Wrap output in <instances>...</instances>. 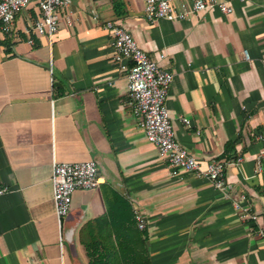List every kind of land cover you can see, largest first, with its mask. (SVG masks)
<instances>
[{
    "label": "crops",
    "instance_id": "crops-1",
    "mask_svg": "<svg viewBox=\"0 0 264 264\" xmlns=\"http://www.w3.org/2000/svg\"><path fill=\"white\" fill-rule=\"evenodd\" d=\"M226 1L230 14L151 22L145 0H69L52 46L42 35L28 42L36 2L16 15L0 37V264H89L80 229L107 213V186L144 216L153 264H264V0ZM107 20L151 57L166 53L161 65L175 74L166 104L200 174L173 175L147 140ZM228 141L242 161H225L223 192L202 172ZM54 160H95L103 178L73 194L62 223Z\"/></svg>",
    "mask_w": 264,
    "mask_h": 264
},
{
    "label": "built area",
    "instance_id": "built-area-1",
    "mask_svg": "<svg viewBox=\"0 0 264 264\" xmlns=\"http://www.w3.org/2000/svg\"><path fill=\"white\" fill-rule=\"evenodd\" d=\"M35 2L40 13L35 22L25 30L28 34V42L34 44L33 34L42 35L52 46L59 30L61 11H68L69 0H0V37L12 33L16 29V15ZM213 10L230 14L234 11V7L226 0H193V3H184L181 7H177L173 0H145V17L151 22L159 19L180 21L199 17ZM94 17L98 19L97 15ZM65 18L71 25L70 12ZM104 28L111 35L115 61L120 64L121 70L126 72L133 113L139 118L147 140L168 160L173 175L200 174L202 170L199 160L176 137L175 126L166 104L175 78L172 71L161 65L166 53L151 57L119 21L107 20ZM183 121L188 122L186 118H183ZM241 161L242 157H238L235 162ZM226 169L225 161L214 159L202 173L215 188L226 192L229 189ZM51 182L56 215L59 223H62L71 212L73 194L79 189L98 188L103 178L95 160L83 162L54 160ZM7 190V188L0 189V194ZM246 197L243 194L241 199L235 202L237 209H241V201H245ZM134 215L138 228L144 230L146 228L144 216L139 210H135ZM260 235L264 240V230L260 231Z\"/></svg>",
    "mask_w": 264,
    "mask_h": 264
},
{
    "label": "trees",
    "instance_id": "trees-1",
    "mask_svg": "<svg viewBox=\"0 0 264 264\" xmlns=\"http://www.w3.org/2000/svg\"><path fill=\"white\" fill-rule=\"evenodd\" d=\"M235 141H228L220 158L240 156ZM107 213L87 221L80 229L89 264H153L148 250V232L137 226L130 201L111 187L105 188Z\"/></svg>",
    "mask_w": 264,
    "mask_h": 264
}]
</instances>
